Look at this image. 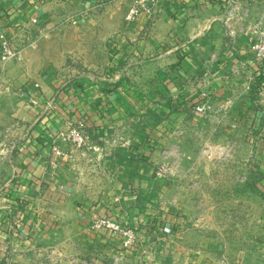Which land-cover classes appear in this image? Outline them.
<instances>
[{"label":"crops","instance_id":"1","mask_svg":"<svg viewBox=\"0 0 264 264\" xmlns=\"http://www.w3.org/2000/svg\"><path fill=\"white\" fill-rule=\"evenodd\" d=\"M229 2L156 0L151 15L128 23L124 16L132 0H2L0 24L22 52L20 91L33 108L20 119L31 122L44 110L32 132L36 147L21 149L25 160L17 170L28 175L21 181L34 208L25 212L28 216L0 211V264H122L123 254L127 263L137 264L140 254L123 250L119 236L90 229L91 220L100 216L136 229L141 243L168 252L162 256L173 264H217L215 254L231 235L255 241L264 217V64L252 54L246 17L250 22L264 16V0H238L237 17L231 20L235 39L225 24ZM35 17L39 30L42 25L76 29L75 51L64 38L37 40L29 51L24 48ZM66 52L81 69L75 72L63 63ZM70 77L79 84L64 85L62 78ZM203 92L215 106L226 103L223 118L199 117L192 110ZM64 110L73 115L89 110V147L75 151L74 160L51 151L55 134L68 124ZM215 122L221 123L220 139L245 141L238 157L249 159L236 166L249 174L247 180L225 182L223 187L237 195H224L220 203L212 193L214 170L207 163L200 171L204 177L199 175L190 143L191 131L202 125L213 140ZM123 126L140 135L120 146L117 135ZM154 167L165 170L158 176L163 180H155ZM247 191L257 196L250 198ZM229 204L241 206L242 220H248L242 213L250 210L248 225L228 211ZM156 224L170 226L172 233L157 232ZM236 227L244 231L239 234ZM112 255L121 257L114 263Z\"/></svg>","mask_w":264,"mask_h":264},{"label":"rangeland","instance_id":"2","mask_svg":"<svg viewBox=\"0 0 264 264\" xmlns=\"http://www.w3.org/2000/svg\"><path fill=\"white\" fill-rule=\"evenodd\" d=\"M258 15H255L252 21L256 20L257 18L263 17L260 16L262 14H258ZM95 18L97 17H93V16L91 17V19H95ZM246 21H248V23L252 22V21L249 22L248 17H246ZM38 27L39 25L36 26L33 24L31 26V33L27 38L28 40H26L24 43V48H26L28 51L30 48H32V46L36 43L37 40L38 41L45 39L48 40L52 38H64L65 40L64 42L68 47H70V49H72V53L73 51H75L76 43H77L76 29L68 28L65 31L66 34L64 35L65 33L64 30H56V29L52 30L49 28H45L44 25H42L40 27L41 29L39 30ZM72 53L66 52L62 60L63 63H65V65L69 66L70 69L76 72L78 69H81L80 68L81 66L79 65L80 63L77 61L78 59L72 56ZM18 61L19 60H17V62L9 61L7 63L0 64V211L2 210L7 212V215L9 217L10 215H14V214L16 215L18 213L24 216L26 214L25 212H27L28 214L29 210H33L34 208L33 205L34 202L33 203L30 202L32 196L28 193L27 190H25L26 185L23 184L21 181L25 178L27 179L28 175L25 174L22 175V173L21 172L18 173L17 170L18 168H20V166H22V164H24L23 161L25 160L24 159L25 156L22 154L23 151H21V149H30L32 147H36V145L32 142V136H33L32 132H34L33 129L35 126L34 123L36 117L39 116L41 112L44 110V108L43 109L41 108V111L38 112L37 116H33V118H30L31 122H24L22 121V119H20L21 113L23 114L26 110L32 112L33 108L31 106V102L25 100L21 95L20 89H21L22 79L17 75L19 74L18 71L20 68V66H18ZM53 62L55 64L57 63V61L55 60H53ZM61 63L62 61H59L57 65ZM65 65L63 67H65ZM62 80L64 81L63 84L66 86L71 82H75V84L77 85L79 84L76 81L77 78L75 77H70L69 79L62 78ZM55 99L56 100L60 99L62 101V97L56 96ZM50 110L51 107L46 112H44L41 118L39 119H42V117L47 116L46 113H48V111L50 112ZM88 111L89 110L78 111L76 117L82 114L81 112H84L83 113L84 116H88L87 113ZM64 112L66 113V115L70 117L73 116V113L70 114L66 110H64ZM197 115L199 117L201 116L204 117L205 113H197ZM150 118L152 119V116H150ZM71 121H73V119L67 118V123ZM176 123H178V120L176 121ZM214 124L215 125L213 126H215V128H214L213 140L207 138V135L205 133L206 126L202 125V127L199 126L197 128L198 130L196 129V131H198L197 133L196 131H191L192 132L191 135L193 136L191 139H194V141L192 140V142L190 143H192L194 152L197 153L196 155L197 157L194 159V161L196 162V165L197 164L199 165L198 168L199 175L202 176V178L204 177V175H202L203 173L201 174L200 171L204 172L207 163L209 164L208 166L213 168L214 170L213 182H214V186H216L217 188H215V190H213L212 193L214 194L213 195L214 197L217 198L218 196L220 197V199L215 200L216 203H220L222 201L221 197L222 199H224L225 197L224 195L226 196H228L229 194L237 195L236 191L232 190L229 192V190H226L223 187L225 182H235L240 184L241 181L247 180L248 173L244 174L243 172L246 171H244L243 169H236V166L241 167L245 164H249L248 161L249 159L245 157H238L239 151H243L244 147H247L245 146V141L242 138L240 141L239 139H235V138L220 139L219 137L221 136L220 134H218L219 133L218 125H220L221 127V123L215 122ZM67 126L68 124L64 126L62 130L67 129ZM124 127L125 126L120 128V131L118 132L117 135L118 143H119L118 145L120 146H123V144H125L127 141L132 140L135 135H140V133H138L135 128L130 127L129 129H125L126 127L125 128ZM172 127L176 128L175 125ZM175 132H179V129L176 128ZM180 133H182V131ZM183 134H185V131ZM177 138L178 137H174V139L170 140L169 143L173 144V141H176ZM261 138H263V136H261ZM54 143L59 144L60 141L58 139H56V141L52 140V145ZM59 145H61V149L64 148L63 149L64 151L71 153L73 156L71 159L74 160L76 153L74 149L71 146L64 147L63 144H59ZM252 150H254V148H250V150H247V154H249L250 151ZM202 153L204 154L203 157H202ZM251 154H254V151ZM260 164L264 169V161H262ZM154 168L155 170H157V167ZM229 168L230 170L226 172ZM156 177L159 178L158 175H156ZM185 179H186L185 182H189V175L187 173ZM261 179L263 180L264 183V170L263 172H261ZM155 180H163V176ZM237 185L238 184H236V186ZM262 191L263 192L261 194V197L264 196V189ZM247 192L248 194H246V196H249L250 198L255 197V195L257 196V194L255 193L252 194L251 192L249 193V191ZM18 197H21L23 204L24 205L26 204L25 206L23 204H19V202L17 201ZM226 206L229 212L237 213L236 215L240 216L239 221L241 222L242 225L244 223L248 225V223L250 222L248 221L250 216L247 214L250 213V210H247L242 213L245 215L244 219H248L246 221V220H242L241 213H238L241 207L239 204H229ZM13 207H14V211H13ZM260 207L264 216V203H262ZM20 209H22V211H19ZM247 209H250V206L247 207ZM220 215L221 214H219V218L221 220ZM151 224L152 225L154 224V219H151ZM10 225H12V223H10L9 226ZM157 226H158L157 227L158 230H156L157 232L160 231V228H162V231L164 227L171 228L170 226H165V225L162 226L161 224L160 225L158 224ZM10 228L13 227L11 226ZM234 229L238 231L239 234H241V232L244 231L243 228L240 229L236 227ZM227 230H229V228ZM259 230H260L259 231L260 235H257L256 233L257 238L255 239V241L253 239L250 240V242L244 241L243 236H237V237L234 236L235 238H233L231 232L227 231L230 233L231 236L224 237L228 245L225 248L223 247V249L221 250L219 249L217 256L215 254V258L216 260H218L217 264H264V217L261 223V229ZM171 233H172V228H171ZM146 244L147 243H140L137 249L131 252V253L138 252L140 254L139 261L137 264H153L154 258L156 259V262L158 261V263L160 262V264H168L169 260H170L169 264H173V259L167 257L165 260L164 256H162V254L167 256L168 252L163 251L161 254L159 251L158 253L157 249H154L151 246L148 247L147 245L149 244L147 245ZM113 256L114 255L110 256V260L113 259L114 263L117 262L119 257H121L119 255L115 260L116 257ZM127 257H128L127 255L123 254L122 260L124 261L122 262V264H130L127 263L126 260ZM108 263L109 262H107V264Z\"/></svg>","mask_w":264,"mask_h":264},{"label":"built area","instance_id":"3","mask_svg":"<svg viewBox=\"0 0 264 264\" xmlns=\"http://www.w3.org/2000/svg\"><path fill=\"white\" fill-rule=\"evenodd\" d=\"M2 0H0L1 5ZM156 0H132L129 6L125 19L128 23L136 22L143 15H151L153 13ZM240 8L238 0H230L229 6L226 10L225 24L227 27V35L235 39L237 37V29L232 26L231 20L237 17ZM76 24L77 21L72 22ZM31 24L39 25L38 19L32 18ZM251 41V51L254 58L264 64V16L257 18L249 24L247 30ZM21 50L17 49L11 42L7 31L0 24V61L9 62L21 58ZM196 113L209 114L214 118H223L228 110L226 103L215 106L208 93L200 94L199 101L192 108ZM216 115V116H214ZM59 144L64 147L71 146L74 151L84 150L89 147L90 132L87 123L84 119L68 122L67 129L60 130L56 133ZM53 144L51 149L54 156L57 158L71 159V153L64 151L61 145ZM165 173L162 167L157 169V175L161 176ZM90 229L94 232L109 231L112 234L119 236L122 239L123 250L132 252L140 245V240L136 229L122 225L110 216H100L94 218L90 222ZM164 234H170L171 228L164 227ZM117 257L115 258V260ZM118 261V260H117Z\"/></svg>","mask_w":264,"mask_h":264},{"label":"trees","instance_id":"4","mask_svg":"<svg viewBox=\"0 0 264 264\" xmlns=\"http://www.w3.org/2000/svg\"><path fill=\"white\" fill-rule=\"evenodd\" d=\"M68 118H71V119H73V121H76V120H79V119H84L85 120V122L87 123V125H88V128L90 127L89 126V122H88V116H84V114H80L79 116H77L76 117V115H73L72 117H68ZM17 201L19 202V204H21L23 201H22V199H21V197H18L17 198Z\"/></svg>","mask_w":264,"mask_h":264}]
</instances>
